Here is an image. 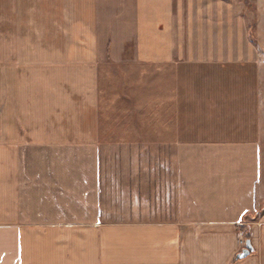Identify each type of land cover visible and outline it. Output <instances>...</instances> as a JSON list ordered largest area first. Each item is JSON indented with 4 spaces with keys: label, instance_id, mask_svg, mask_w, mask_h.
I'll return each mask as SVG.
<instances>
[{
    "label": "crops",
    "instance_id": "obj_1",
    "mask_svg": "<svg viewBox=\"0 0 264 264\" xmlns=\"http://www.w3.org/2000/svg\"><path fill=\"white\" fill-rule=\"evenodd\" d=\"M105 5L0 0V264H264V216L248 226L253 250L236 258L245 239L239 225L264 201L258 190L263 142L244 135L250 115L242 107L249 102L186 99L184 41L173 30L186 5L135 0L128 34L103 35ZM206 20L212 31V14ZM127 64L135 74L147 69V83L154 85L158 73L168 82L165 96L143 104L147 122L163 126L161 134L153 126L146 137L131 135L128 143L146 146L115 147V153L152 156L160 153L159 141L174 164L141 157L130 169L115 164L114 178L107 179L110 165L98 162L83 164L79 180L70 172L24 179L28 147L42 154L99 139L101 76L105 82Z\"/></svg>",
    "mask_w": 264,
    "mask_h": 264
},
{
    "label": "rangeland",
    "instance_id": "obj_2",
    "mask_svg": "<svg viewBox=\"0 0 264 264\" xmlns=\"http://www.w3.org/2000/svg\"><path fill=\"white\" fill-rule=\"evenodd\" d=\"M134 1L104 0L106 5L100 32L103 35H124L128 32L133 23ZM179 2L181 7L186 5L187 9L184 11V6L182 7L183 21L177 19L173 30L184 41L186 58L182 65V69H185L182 81L185 85V97L188 101L223 98L243 105L249 102V107H242L244 110L249 109L250 115V121L244 123L249 131L244 132V135L259 136L263 142L258 162L264 181V0H174L176 4ZM190 11L193 16L197 15L191 18ZM211 14L214 25L212 31L207 28L210 21L206 20ZM209 35H213V41ZM119 46L129 53L133 50L131 43ZM181 61L184 62L182 59ZM125 66H118L116 76L108 73L106 78L109 80L105 82V76H101L99 139L90 146L74 145L59 152L44 150L42 154H39V149L28 147L22 155L24 179L33 181L36 172L42 177L53 179L69 175L70 172L79 180L84 174L83 164L98 162L110 165L107 179L114 178L115 164H122L125 169H130L129 165L141 157L144 161L148 157L151 162L174 164L172 156L163 155V144L159 141H155L154 147L160 153L152 156H132L127 150L121 154L115 153V147L147 145V142L128 143L132 140L131 135L146 137V130L153 126L161 134L163 124L157 121L153 123L152 119L147 122L149 109L143 104H150L153 98L160 100L166 94V91L161 90L163 84H168L159 73L155 75L154 85L147 83V69L139 67L135 74L134 67ZM171 77L174 80L172 75ZM116 134L119 138L123 136L122 140L127 143L119 142L122 140L116 139ZM250 158L246 156L245 161L249 163ZM67 164H72L74 170L70 171L72 167H66ZM129 174L127 170L122 172L128 179ZM170 179H175L174 172ZM32 185H24V190L28 193L33 189ZM45 189L51 191L58 188L48 186ZM109 189L113 190V187H108V194ZM74 190H80L79 186H74ZM258 190L264 195V182ZM107 199L108 205L114 207V199ZM259 204V209L246 213L239 225L241 236L245 238L242 241L243 247L249 224L264 216V201ZM126 206L127 204L122 205L124 208Z\"/></svg>",
    "mask_w": 264,
    "mask_h": 264
},
{
    "label": "water",
    "instance_id": "obj_3",
    "mask_svg": "<svg viewBox=\"0 0 264 264\" xmlns=\"http://www.w3.org/2000/svg\"><path fill=\"white\" fill-rule=\"evenodd\" d=\"M253 250L252 241L250 238L246 239L245 246L242 248L240 252L236 255V258H243L250 254Z\"/></svg>",
    "mask_w": 264,
    "mask_h": 264
},
{
    "label": "trees",
    "instance_id": "obj_4",
    "mask_svg": "<svg viewBox=\"0 0 264 264\" xmlns=\"http://www.w3.org/2000/svg\"><path fill=\"white\" fill-rule=\"evenodd\" d=\"M246 237H247V239H248V238H250V235L248 234ZM237 259H239V258H237Z\"/></svg>",
    "mask_w": 264,
    "mask_h": 264
}]
</instances>
